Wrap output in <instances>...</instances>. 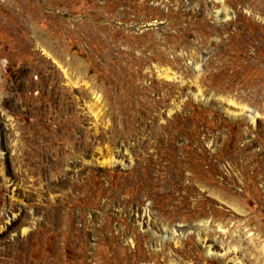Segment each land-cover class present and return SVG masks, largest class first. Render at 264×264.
Masks as SVG:
<instances>
[{"label":"rangeland","instance_id":"374dc122","mask_svg":"<svg viewBox=\"0 0 264 264\" xmlns=\"http://www.w3.org/2000/svg\"><path fill=\"white\" fill-rule=\"evenodd\" d=\"M61 60L82 73L56 81L43 63ZM0 124L23 200L0 181V216H33L0 237V264L264 255V0H0ZM118 150L123 166L99 165ZM148 158L168 173L158 195ZM162 226L179 231L160 242Z\"/></svg>","mask_w":264,"mask_h":264},{"label":"bare ground","instance_id":"6f19581e","mask_svg":"<svg viewBox=\"0 0 264 264\" xmlns=\"http://www.w3.org/2000/svg\"><path fill=\"white\" fill-rule=\"evenodd\" d=\"M44 64V66H43ZM42 66L43 68H50L51 69V72L54 74V78L56 79V81L60 82L61 80H67V81H70L74 75L75 77L78 75V74H81L82 73V66L79 64L78 61L76 60H61V62H56V63H49V62H46V63H43ZM44 70V69H43ZM79 77V76H78ZM80 78V77H79ZM54 79V80H55ZM70 83V82H69ZM75 84V83H74ZM66 85V84H65ZM69 85V84H68ZM84 86V85H83ZM54 87H58L56 86V83L54 85ZM71 86H63L61 87L63 90L64 89H68L70 88ZM85 87V86H84ZM83 87V88H84ZM89 89V88H88ZM87 89V90H88ZM81 91V90H79ZM69 94V93H68ZM81 98H84V100L87 98L86 97V94L84 92H81ZM86 103V102H85ZM38 112V111H37ZM40 116V115H39ZM253 118V116L251 117ZM1 125V124H0ZM11 125V124H10ZM11 129V128H10ZM13 129V128H12ZM13 131V130H12ZM16 132V131H15ZM13 135V138L12 140H10L8 142V144H5V145H2L0 143V181L3 185H7V184H10V187L11 188V195H10V200H14V201H18L20 203L19 206H21V204H23V200L19 197L17 198L16 195H19V194H16L14 193V191L17 188V182L15 183L16 180H12V178H9V173H8V159H10V157H13V158H17L15 157L16 155V152L17 149H19V139L17 136V134H12ZM19 135V134H18ZM22 137V136H21ZM2 140V139H1ZM22 140V139H21ZM69 141V140H68ZM100 143V142H99ZM24 144V143H23ZM97 144V143H96ZM98 146V145H97ZM22 152V151H21ZM98 152V155L100 157H103V152L101 150H97ZM118 155L116 156H109L108 158H104L100 163L99 165H104V166H110V165H114V164H119L120 166H123L126 158L124 157L128 155V152L127 150H123V151H120L118 150L117 151ZM75 154V153H74ZM23 155V154H22ZM106 155V154H105ZM91 157V156H90ZM93 159V157H91ZM25 159V158H24ZM101 159V158H100ZM8 160V161H7ZM11 160V159H10ZM23 160V159H22ZM96 160V159H95ZM160 160V159H159ZM13 161V160H12ZM15 161V160H14ZM83 161V160H82ZM100 161V160H99ZM22 162V161H20ZM146 163L145 165V171H148L149 173L151 172H155L156 174V178H157V181H154L156 183L155 185V191H153V193L155 194H160V193H163V192H160L161 190H159V187H161L163 185V178L165 175H167L168 177V173H167V170H166V167H165V170H164V167L162 165H160L161 163H158V161L156 160H153L148 158L146 161H144ZM84 163V162H83ZM98 163V162H96ZM24 164V163H22ZM26 166V165H25ZM20 167V166H19ZM75 167L72 166L71 169L73 170ZM76 169V168H75ZM165 171V174L162 175L161 173L158 174V172H162V171ZM18 171V170H17ZM51 171V170H50ZM70 171V170H69ZM163 171V172H164ZM13 172V170H12ZM37 172V171H36ZM16 173V172H15ZM28 173V172H26ZM33 174V173H32ZM13 175V174H12ZM20 175V174H19ZM23 175V174H22ZM34 175V174H33ZM147 176H148V173H147ZM14 177V176H13ZM18 177V176H17ZM153 177V176H152ZM16 178V177H15ZM21 178V177H20ZM17 179V178H16ZM19 180V179H18ZM26 180V179H25ZM24 180V181H25ZM22 181V180H21ZM136 181V180H135ZM139 181V179H138ZM22 183V182H21ZM176 184V183H175ZM179 184V183H178ZM1 185V188H3L4 186ZM140 187L141 189L145 190V192H147V189H148V186L150 185L149 182H143L141 181L140 182ZM3 186V187H2ZM185 187V185H182ZM181 186V187H182ZM33 187V185H32ZM175 187L177 188L178 185H175ZM174 187V188H175ZM179 188V187H178ZM20 189V188H19ZM24 189V188H23ZM36 190V189H35ZM163 191V190H162ZM21 195V194H20ZM165 195V194H164ZM160 196V195H159ZM11 210L8 211V213H5L3 216H0V237L3 236L4 234H6V232L8 230H15L17 229V227L20 226V233L21 234H25L26 230H27V224L29 223V219L31 218V221H32V214H27L26 212L23 211L22 208L20 207H15V208H10ZM145 215V213H144ZM144 215H138L139 217V223L141 224V221H143V219H145L146 221H149V215L146 214V217ZM29 218V219H28ZM149 223V222H147ZM16 226V227H15ZM207 223H204L201 228L204 232L207 231ZM199 227V226H198ZM191 229V228H190ZM151 230V234L153 236V238H156L158 239L160 242L161 241H164V240H171L177 231V229H172L171 231L169 230V228H167L166 226H162L159 230L157 229H152L150 228ZM192 230V229H191ZM173 235V236H172ZM171 236V237H170ZM205 237H207V234L204 235ZM170 237V238H169ZM169 238V239H168ZM202 238V237H201ZM199 240V239H198ZM240 240V239H239ZM158 242V241H157ZM199 242V241H198ZM216 241H213V242H209L207 238H204V239H200V247L203 249V251L208 255V256H219L221 257L222 259H226L228 257V254L229 252H232V253H236V252H239L238 250L236 251L234 249V247H231V246H223L222 244L221 247L222 248H225V251L224 253H216L215 249L217 247V245L215 244ZM176 243V242H175ZM176 245V244H175ZM253 251H256V247L253 246ZM238 254V253H237ZM257 254V253H256ZM263 254V253H261ZM230 255V254H229ZM258 255V254H257ZM207 256V257H208ZM247 257H250V255H247ZM249 259V262L250 264H261L262 263V260L264 259V255H261L260 257H254L252 259L248 258ZM225 261V260H224ZM232 264H235V263H232ZM239 264H242V263H239Z\"/></svg>","mask_w":264,"mask_h":264}]
</instances>
